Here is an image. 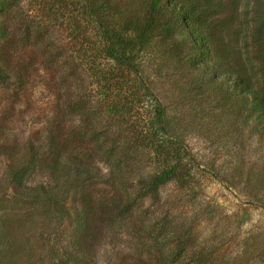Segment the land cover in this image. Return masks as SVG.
I'll use <instances>...</instances> for the list:
<instances>
[{
  "label": "rangeland",
  "instance_id": "obj_1",
  "mask_svg": "<svg viewBox=\"0 0 264 264\" xmlns=\"http://www.w3.org/2000/svg\"><path fill=\"white\" fill-rule=\"evenodd\" d=\"M45 5L44 10L18 0L12 12L0 16L5 25L0 43H8L24 62L35 63L22 87L12 76L0 81V120L16 125L15 138L33 142L53 131L52 121H59L73 128L69 148L80 140L91 141L87 137L92 135L98 149L89 161L97 169L85 191L95 198L106 192L133 197L132 180L162 165L152 150L135 155L129 148L125 118L148 122L153 101L141 97L115 115L92 77V72H106L109 66L98 53L100 40L77 11L52 14ZM251 5L252 0H223L222 12L212 21L222 28L219 34L214 27L217 43L234 51L233 65L246 67L264 91V67L249 44ZM153 43L139 59L142 81L160 103L184 159L154 197L136 201L117 219L110 241L97 247L100 257L106 264H189L190 255L200 253L206 254L202 264H264V131L256 123L261 108L242 104L236 93L227 96L212 81H197L185 50L159 39ZM70 100L74 107H59ZM6 134L0 132V139ZM4 206L0 217L18 223L14 230L22 241L20 264H54L49 254L54 240L44 214L12 199ZM141 223L151 236L142 233Z\"/></svg>",
  "mask_w": 264,
  "mask_h": 264
},
{
  "label": "trees",
  "instance_id": "obj_2",
  "mask_svg": "<svg viewBox=\"0 0 264 264\" xmlns=\"http://www.w3.org/2000/svg\"><path fill=\"white\" fill-rule=\"evenodd\" d=\"M17 1L0 0V16L12 12ZM45 3L49 4L46 11L52 14L71 9L77 11L94 38L100 40L98 53L105 57L109 66L103 73L88 71L92 72L99 91L103 90V101L116 112L115 115L128 104L135 105L141 97L153 101V117L148 122L138 117L125 118L130 132L126 139L135 155L144 154V149L152 150L154 159H160L162 166L147 177L141 175L132 180L136 187L133 197L127 194L121 199L116 192V195L106 192L95 198L91 192L85 191L86 186L94 183L97 169L89 161L98 149L97 145L93 146L92 135L87 137L91 141L80 140L71 144L76 147L69 148V133L73 128L63 126L59 121H52L53 131L43 138L35 132L39 137L33 142L15 138L12 132L16 125H7L0 120V132H7L0 139V211L11 199L14 203L41 211L46 218L48 235H52L53 245H56L50 247L52 263L106 264L97 247L101 242L110 241L117 219L136 201L154 197L160 187L174 178L184 159L178 140L169 134L160 103L142 81L139 59L149 51L153 41L159 39L169 42L167 44L176 50H185L183 56L197 81H212L227 96L236 93L242 104L260 107L256 123L263 131L264 91L248 76L246 67L240 63V68L233 65L234 51L217 43L214 27L219 34H222V28L212 19L222 12L223 0H28L29 5L43 6L44 10ZM251 9L249 44L257 63L263 68L264 0H252ZM4 30L5 25L0 24V39L5 36ZM7 44L0 43V81L12 76L22 87L24 80L32 77L29 71L35 63L32 59L28 63L19 59L15 49ZM75 104L70 100L59 107L63 106L65 110ZM63 109L59 111L63 112ZM121 117L124 118L122 114ZM164 136H167L166 140ZM13 137L14 140L10 141ZM79 147L82 149L78 152L74 150ZM73 198L79 199L75 203L70 200ZM2 218L0 264H20L22 241L14 230L18 223L13 217ZM141 225L142 233L151 236V230L143 223ZM185 254L189 255L188 252ZM205 260L206 254L192 253L189 264H202ZM120 262L123 263V259Z\"/></svg>",
  "mask_w": 264,
  "mask_h": 264
}]
</instances>
